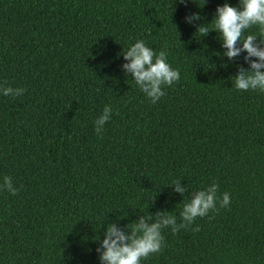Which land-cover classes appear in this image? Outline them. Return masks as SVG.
Wrapping results in <instances>:
<instances>
[{
    "label": "trees",
    "instance_id": "obj_1",
    "mask_svg": "<svg viewBox=\"0 0 264 264\" xmlns=\"http://www.w3.org/2000/svg\"><path fill=\"white\" fill-rule=\"evenodd\" d=\"M224 3L239 6L0 0V84L25 89L0 93V185L10 176L19 189H0V264H100L108 224L160 210L179 223L181 202L213 182L229 206L164 228L166 247L141 264H264V92L235 87L245 53L229 61L219 33L196 32L214 30ZM244 35L264 39L258 25ZM137 40L180 72L155 104L121 67Z\"/></svg>",
    "mask_w": 264,
    "mask_h": 264
},
{
    "label": "clouds",
    "instance_id": "obj_2",
    "mask_svg": "<svg viewBox=\"0 0 264 264\" xmlns=\"http://www.w3.org/2000/svg\"><path fill=\"white\" fill-rule=\"evenodd\" d=\"M184 3L185 0H178ZM191 2V0H190ZM204 5L205 0H202ZM198 14L186 16L185 20L191 24L200 20ZM214 30H210L207 24L197 26L196 32L201 37H206L210 31L219 33L221 46L226 49L223 53L229 61H233L243 52L244 62L249 65L248 69L238 66L234 78L235 87L241 91L258 90L264 92V39L256 35H247L246 30L258 25L261 36H264V0H239V6H230L224 3L217 6L214 18L211 21ZM127 61L122 64L125 74L130 73L132 79L140 90L150 99L151 103H157L164 95V87L173 86L180 79L178 69H173L167 60V52L156 53L146 46L143 40H137L123 54ZM255 59H252V58ZM7 82L0 84V93L4 96H21L25 89L5 86ZM112 107L105 106L102 114L95 120V131L97 134L103 132L104 124L110 120ZM174 192L182 197L187 191L181 186L180 181H174L171 186ZM0 189L16 195L19 189L13 186L10 176L3 178ZM219 186L213 182L210 186L197 190L187 202H181L182 210L177 216L168 211L160 210L148 215H139L138 219L123 227L117 224H108L103 233V240L96 248L100 264H141L150 255L162 251L166 247L162 230L170 227L173 234L181 229L189 228L197 218H203L211 211L227 208L230 204V194L224 192L218 197ZM155 198L151 201L154 202ZM148 207V204H147ZM193 231H199L197 225Z\"/></svg>",
    "mask_w": 264,
    "mask_h": 264
}]
</instances>
